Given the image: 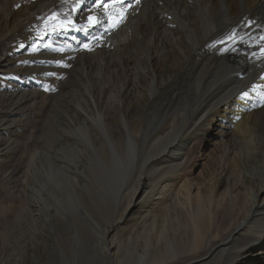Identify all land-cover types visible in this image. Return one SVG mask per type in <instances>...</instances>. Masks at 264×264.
<instances>
[{
    "label": "bare ground",
    "instance_id": "1",
    "mask_svg": "<svg viewBox=\"0 0 264 264\" xmlns=\"http://www.w3.org/2000/svg\"><path fill=\"white\" fill-rule=\"evenodd\" d=\"M147 1L153 0H139V3H136L135 0H121V2L117 3H113V0H105L109 6L104 8L103 4H101V7L97 8L98 0H83L82 3H79V6H76L78 0H7L5 3L4 0H0V131L6 129L5 124L21 123V120L25 121L31 115V113L27 115V108L23 109L18 105L21 103L19 100L22 99L23 95L27 102L31 100L32 103H36L39 100L37 99L38 97H33L34 94H38V91L32 87L31 89H21L15 86V80L11 83H3L1 75L3 72L8 69L12 70L18 78L25 76L26 80L30 82V80H34L27 72L31 67L41 69L45 74L43 80L55 74L63 76L64 71L81 64L79 61L76 65H73V56L79 53L86 54L96 49L105 55L107 59H110L115 54L114 52L120 49L125 51L128 47L127 43L119 42L117 38L118 29L130 17L140 16L145 13L142 3ZM125 5L130 6L125 7ZM156 5L157 1L152 6L155 9L151 11L153 13L150 23L157 29L155 36L158 40L154 43L156 49L154 58L158 60L162 54H160L161 49L171 50L177 45L178 41L171 39L170 36L163 32L171 23L172 11H169V8L165 6L164 8L169 11L167 12L168 16H166L165 10L157 8ZM74 6H76L75 11H73ZM171 7L176 10L181 19H184L188 29L192 25L193 30L199 33V41L186 45L190 54L188 56L189 54L184 52L185 55L187 54V57H185L188 65H191V63L195 65L196 62L206 63L207 60L212 62V59H222L224 52H228L227 56L216 65L218 67L213 66L216 67V71L211 75L206 89H201L200 79L196 78L191 83L192 88L180 95L181 108L184 113L186 111L189 113L187 122H189L190 126L187 127L190 130L192 129L193 133H203L205 128L206 135L215 134L218 137L215 140L216 150L221 151L223 155L218 153V158L215 160L216 166L213 172L215 185L208 197L203 199L201 196L194 198V190L199 191V189L192 185L190 179L182 182L184 177L181 171L183 163L188 158L189 147H186L185 142H183L181 144L182 152H180L179 157L177 159H171L170 157L176 156L178 153L175 149L179 145L177 144L176 146V143L179 140L182 128H177L178 131L171 136L169 133L166 134L164 138L166 141L168 140L166 142L167 147H164L161 153L154 154L147 159L145 168L152 174L151 180L147 181L148 184L141 183L142 178H139L130 189L129 186L124 184L122 188L118 187L121 175L126 170V160L129 153L127 150L124 151L122 147L125 154H122V152L121 155L119 152L122 150L118 148L120 151L117 152L113 146L114 149L112 148L113 150L110 152L112 153L111 159L100 167V169L105 171L102 172L104 179L100 178L98 174L96 175V177L98 176L96 181L99 187H97L98 190L95 197L92 194L89 195V202H91L89 205L100 206L105 208V210H109L110 201L115 202L113 196L116 195L115 200L118 206L114 212L118 222L129 223L131 218L134 217L135 227L131 231L137 236L139 233L141 236L152 235L153 241L147 244L140 256H128L123 255L125 252L121 243H107V235L103 234L100 240L102 255L95 259L97 261L95 264H264V67L261 68L259 65L261 69H257L256 73L252 71L251 77H254L252 81L251 77L246 79V76L242 75L248 82L251 81L249 86L247 85L248 87L246 88L244 80H241L242 86L238 88L237 92L227 99L225 96L223 97L224 100L220 102L221 106L223 105L221 108L212 111V105L208 104L206 106L207 111L203 110V107H205L204 101L207 96L209 97V93L213 94L216 87H218L216 85L230 83L240 73L236 72L238 70L237 66L247 69L250 66V60L254 62L258 59L260 63L264 61V39H262L264 37V0H175ZM89 8L92 11H89ZM222 8L227 9V15L223 13ZM191 13L193 14L191 15ZM54 14L55 18H53ZM88 14H92L100 21L98 27L88 23ZM66 16L72 17L76 27L86 26L87 31H81V36H77V32H73L71 28L64 30L60 27L49 26L57 25ZM190 16H196L199 23L196 20V25L191 23ZM172 24L171 29L181 34V26L176 25L174 22ZM7 36L10 39L15 37L16 41L21 39L16 42V47L7 46L3 49L4 45L8 44H2L3 39ZM229 37H232V39H229ZM105 38L108 41H103ZM54 40L59 42V46L52 42ZM224 40H235V45L237 44L239 48L238 51H234V49L225 50L222 47L226 42ZM191 41L195 40L192 39ZM222 42L224 43L222 44ZM247 47L254 49L257 58L255 56L253 58ZM170 54L172 53L170 52ZM231 55L235 58L234 64L227 60V57ZM82 61L84 62L83 68L88 72L93 67V64L87 63L86 59ZM130 61L131 59H127L125 67L132 66ZM97 69L102 74L92 79V84L90 87L89 84L88 87L93 89L102 87L101 93L94 96L92 92V98L90 95L82 97L84 100L91 102V105L86 108L89 109L88 111L86 110L87 117L91 118L95 115L104 125L113 128L112 126L118 122L119 116L128 117L133 116L130 113L138 114V122L132 120L131 123H128L129 125L132 124L131 128L135 131L132 139L136 143H140L142 141L140 137H143L157 124H160L164 115L160 108H155L154 111L150 108L151 99L149 98L151 96L147 92V84L153 78L159 79V84H161L165 78L171 79L175 77L176 73L180 75V73L184 72L183 69L186 70L185 63L182 65L181 60L173 55L166 61L162 60L159 65L148 62L145 65L139 64V66H135L136 70L144 69V71L142 70V73L138 70V74L135 73L134 75L121 72L109 76L106 73L109 70L106 65ZM135 69L134 71H136ZM72 77L74 76L72 75ZM148 78L151 80L147 81ZM36 79L38 78L36 77ZM115 82L121 85L113 84ZM185 88L187 89V87ZM107 95L110 97L107 98ZM45 101L47 100H42V102ZM166 101L163 99L162 102L167 106L169 103H166ZM66 104L68 106V103ZM164 105V109L167 111L171 110L169 105L167 106L169 109L165 108ZM53 106L54 108L51 111L53 114L49 117L51 128L66 127L71 130L77 127L81 121L88 119L83 115L85 113L82 115L76 114L74 112L75 109L72 110L70 107L58 104H53ZM175 106H172V109ZM61 107H66V109H61ZM30 108L32 109V107ZM164 117L167 116L164 115ZM110 119L111 122H108L107 120ZM213 122L218 124L219 129H216ZM16 127L18 128V126ZM105 131L103 132L105 133ZM91 134L100 136V132L96 131L95 127L91 128ZM55 135L45 139L49 141L62 139ZM257 135L259 139L261 138L258 142L255 140ZM227 137L230 138L229 140L233 143V147L226 148L225 139ZM108 139L112 140L109 137ZM118 139L121 144L125 143L126 139ZM104 140L106 141L107 138L104 137ZM7 143V139L0 138V153L7 151ZM251 143H255L257 147L260 146L262 151L258 154L248 153L246 149ZM20 145L24 144L21 140H18L16 147ZM60 145L63 147L64 142L60 143ZM16 147L14 150H16ZM260 149H256L257 152ZM46 157L48 156L43 155L40 158L41 164L45 162ZM50 157L53 158L52 156ZM141 177H144V175L142 174ZM226 178L231 180L229 181V186L231 187L227 189L224 195L219 197L218 188L223 186ZM53 181V179H50L49 183L44 184V187L49 188V185L54 183ZM115 190H118V194L115 193ZM27 191L28 189L22 194L23 210L16 217L18 221L15 224V228L20 233L23 231L31 234L32 231L33 242L28 244L29 237H23V240L21 238L22 245L20 244L18 252L21 253L20 256L22 257L27 254L29 249H35L40 244L44 251H48L52 240V235L47 232L48 227L46 230L43 226L42 218L44 216L41 211L35 207L34 210L31 209L33 204H30ZM51 194H53L52 191ZM26 201L28 204H25ZM179 202L185 206L186 214L181 213L179 215L178 211H172L173 205ZM228 203L236 207V213L231 215L226 229L222 230V224L226 222H220V212L226 208ZM100 210L102 211L101 208ZM83 212L91 219L87 220V223L96 228L98 225L97 219L90 214L88 209L84 208ZM112 219L114 220V218ZM202 221H207L208 235L206 240L202 237L203 231L200 229ZM238 221L240 222L238 223ZM31 227L34 228L30 229ZM190 227L192 231L189 230ZM250 231L251 234H249ZM168 234L171 239H174L173 244L175 246L185 243L189 251L180 252L177 249L173 254L165 252L163 248ZM241 238H244V241L238 244V239ZM138 242L140 241H135L132 245ZM237 244L238 246L236 247ZM203 250H205L204 253L202 252ZM48 257L50 259V253ZM3 264L10 263L4 261ZM33 264L42 263L37 258Z\"/></svg>",
    "mask_w": 264,
    "mask_h": 264
},
{
    "label": "rangeland",
    "instance_id": "2",
    "mask_svg": "<svg viewBox=\"0 0 264 264\" xmlns=\"http://www.w3.org/2000/svg\"><path fill=\"white\" fill-rule=\"evenodd\" d=\"M156 1V7H159V9L163 8L165 10V13L167 14L166 16H168L167 12L172 11L173 17L170 21L171 23H169L167 29L163 30V32H165L166 35L170 36L171 39H176L178 41L177 45H175L176 49L175 47H173V49L171 50L161 49L160 54L162 53L163 55L161 54V58V55L159 54L160 57L158 60L154 58L156 53L154 43L156 40H158V38L155 36V32L157 29L156 27L154 28V26H152V23H150V18L152 19L153 13L151 11L152 9H155V7L152 6L156 3ZM5 2H7V0H4V3ZM174 2L175 0H153L142 3V8H145V13L140 16H134L127 19L117 32V38L119 42L127 43L128 47L125 51L123 49H120L119 51L114 52L115 54L113 55V57H110V59H107L106 56L101 54L99 50L94 49L92 50V52H87L86 54L79 53L78 55L73 56V65H76L79 61L81 64H78L77 66L69 69L71 72L69 70L64 71L65 73H63V76L55 74L54 76H49V78L43 80L45 74L38 67H35L37 68V71L33 67H31L30 70L27 71L31 74L30 75L28 73V75L32 77V79H34L30 80V82L26 80L27 78L25 76H23L22 78H18L17 75H15L14 71L9 69L1 74L3 83H11L15 80V86L21 89H31V87L33 89H36L39 95L34 94L33 97H38L37 99L39 100L36 103H32L31 100L27 102L24 95L23 97L20 96L23 100H19V102H21L18 104L19 107L23 109L27 108V115L29 113H31V115L28 117L26 116L27 118L25 121L21 120L22 124H5V127L8 131L6 129L0 131V138H4L5 140L7 139L8 141V143L6 144L7 151L0 153V260L2 259L0 261V264H3L4 261H8L10 264H33V262L37 258L40 259V262L42 264H95V262H97L95 259L102 255L100 240L103 234L107 235V243L116 242L122 244V248L125 252V254L123 255H141L143 250H145L147 244L153 241V236H141L140 233L137 236V234H134L131 231L132 228L135 227L134 217L131 218L129 223L118 222V218L115 216L116 214L114 212V210H116L118 206L115 200L116 195L113 196L115 202L110 201L111 203L109 210H105V208L100 206L89 205V203H91L89 202V195L92 194L93 197H95L98 190L97 187H99L96 181L98 179V176L104 179V175L102 174V172L105 171L103 169H100V167L105 165L111 159L112 153L110 152L114 149V147L116 148L115 150L117 152L120 151L119 149L122 150L119 152L120 154L122 152V154H125V150H127V152L129 153L126 160V170L121 175L118 187L122 188L124 184L129 186L130 189L134 186L133 184L139 180V178H142L141 183L148 184L147 181L151 180L152 174L147 170V168H145L147 159L154 154L161 153V150L164 147H167L166 142H168V140L166 141V139L164 138L166 134L169 133L171 136L174 132L178 131L177 128H182V132L180 133V136L178 138L179 142L177 141L176 143V146L177 144L179 145L175 149V151H177L178 153L176 154V156L173 155L170 157L171 159H177L180 152H182L181 144L185 142L186 147H189V153L187 160L185 161V163H183L182 166L183 168L181 173L184 177L182 179V182L186 179H190L192 185H195V187L199 189V191L196 189L194 190V198L201 196L203 199H206L209 193H211V190L215 185L213 178V172L216 166L215 160L218 158V153L220 155H223L221 151L216 150L217 145L215 143V140L218 139V137L215 134L206 135L205 128L203 133H193L192 129L190 130L189 127H187L190 126V124H188L189 122H187L189 120V113L188 111L184 113L183 109L181 108L182 103H180V95H183L188 91V89L192 88L191 83L196 78L200 79L201 89H206V85L208 84L209 79H211V75L216 71V67H218L216 65H218L225 56H227L228 52H224L222 59H212V62H209L207 60L206 63L196 62L195 65L192 63L191 65H188L186 62V57L189 53L187 51L186 45H190V43L199 41V33L196 30H193L192 25L190 29L186 27L184 19H181L176 10L171 7ZM165 6L166 8H169V11L164 8ZM222 9L223 13L227 15V9ZM192 14L193 13H191V15ZM89 15L92 14H88L87 17ZM195 17L190 16V22L194 25H196L195 20L198 22L197 17L196 19ZM172 21L176 25L181 26V34L171 29V26L173 25ZM49 26L54 27L55 25ZM77 28L79 27L77 26ZM153 29H155L154 33ZM72 31L77 32V36H81V31L73 29ZM192 39H194L195 41H191ZM106 40L107 38L103 39V41ZM17 41L15 37H13V39H10L7 36L2 41V44L8 43L7 45H4L3 49H5L7 46H11V48L16 47ZM225 41L226 40H224V42ZM52 42L59 46V42H57L56 40ZM224 42H222V44ZM228 42L230 43L227 44ZM222 47H224L225 50L234 49V51H238L239 49L237 47V44L235 45V40L226 41L222 45ZM247 48L252 54L253 58H255L256 54L254 53V49L251 47ZM170 52L172 54H170ZM184 52H187V54L185 55ZM172 55L174 57H178V59L181 60L182 65L183 63H185L186 70L183 69L184 72L180 73V75L176 73L175 77L171 79L165 78L162 82L163 84H159V79L157 78H153L152 80L148 78L147 81L151 80V82H149L146 86L147 92L152 97L149 98L151 99L150 108L153 109L152 111H154L155 108H160V110H162L164 115H166L167 117H164L163 115L160 124H157L156 127H154L149 133L145 134L143 137H140L142 140L140 143H136L133 141L132 135L135 134V131L131 128L132 124H128L131 123L132 120H134V122H138V114L130 113V115L133 116L128 117L119 116V120L117 122L118 124L116 123L114 126H112L113 128L104 125L95 115H93L91 118L87 117V111L89 109L86 108L91 105V102L88 100H84L82 97L90 95V97L92 98V92L94 96L101 93L102 87H95V89L91 87L92 90H90L91 88H89L92 84V79H95L97 78L96 76H101L102 74L101 71H99V69L97 68H101L102 66L106 65V67L109 68V70L106 71L109 76H111V74L114 75L121 72L126 74L128 73L129 75H134L135 73L138 74V70H140L139 72L142 73L144 71V69L136 70L135 66H139V64L145 65V63L148 62L150 64L159 65L162 63V60L166 61ZM232 55L227 57V60H229L231 64H234L233 62H235V58ZM188 56H190V54ZM83 58L86 59L87 63L90 62L93 64V67H91L92 69L90 68L91 70H87L88 72H86V69L83 68ZM127 59H131L130 63H132V66L125 67ZM167 63L169 62L167 61ZM263 63L264 61L260 63V61L256 59V61L254 62L250 60V66L247 69H242L241 67L239 68L237 66L238 70L236 72H240L236 75L237 78L235 77V79H232L230 83L227 82L223 85H216L218 87H216L213 94L209 93V97L207 96L206 98L207 101H204L205 107H203V110L205 109L204 111H207L206 106L208 104L212 105V111H216L221 108L223 105L221 106L220 102L224 100L223 97L225 96V98L227 99L235 92H237L238 88L242 86L241 80H244V85H246L247 88L254 78L251 77L252 71L253 73H256L257 69L263 68ZM259 65L261 66V68ZM134 69L136 71H134ZM186 73H188V76L186 75ZM70 74H72L74 77H72V75ZM242 75L244 77L246 76V79H249L251 77V81L248 82ZM36 77L38 79H36ZM172 79L175 81H173ZM189 83L190 85H188ZM113 84L120 83L115 82ZM219 85H221V87H219ZM183 86L187 87V89ZM75 87L78 88L76 89ZM224 91H227L228 94H225ZM171 93L172 95H170ZM108 95L107 98L110 97ZM43 99L47 101L42 102ZM163 99L164 101L167 100L166 103H169L168 105L170 106L169 108H171V110L167 107L168 105H164L165 103L162 102ZM69 100L72 104L69 102ZM81 101L83 104L81 103ZM66 103H68V106ZM53 104H58L60 106L64 105L70 107L72 110L75 109L74 112L76 114L82 115L83 113H85L83 115H85V118H88L90 122L88 121V119L84 120L85 122L81 121L77 127L71 130H68L66 127H59L57 129L51 128L49 117L53 114L51 113L52 109L54 108ZM163 105L165 106V108H168L169 111L164 109ZM172 106H175L173 107L174 110L172 109ZM30 107H32V109ZM63 108L66 109V107H61V109ZM107 121L111 122V119ZM186 122L187 124H185ZM2 124L4 125V123ZM213 124L216 126V129H219V126L216 122H213ZM16 126H18V128ZM93 126L95 127L96 131L100 132V136L91 134V128H94ZM25 127L26 129H24ZM40 127L41 129H39ZM103 131H105V133ZM53 134H56L55 136H58L62 139L52 141L46 140L49 138V136H54ZM103 136L107 138L106 141L104 140ZM108 137L112 140L108 139ZM255 137L257 138H255L257 142L258 140L260 141L261 138L259 139L258 135ZM118 138L126 139L125 143L121 144ZM229 139L230 138L228 137L225 139L226 148L233 147V143ZM18 140H21L24 145L16 147ZM27 142L28 144H26ZM62 142H64L63 147L60 145V143ZM15 147L16 150H14ZM256 149L259 150L260 146L257 147L255 143H251L246 150L248 153L255 154H258L262 151L260 149V151L257 152ZM43 155L48 157H46L45 162L41 164L40 158ZM50 156H52L54 159ZM97 174L98 176L96 177ZM142 174L144 175V177H141ZM50 179H53L54 183L50 184L49 188L44 187V184L49 183ZM229 181L231 180H227L226 178L223 186L218 188L219 197L224 195L227 192V189L231 187L229 186ZM27 189L28 199L30 201V204H33V208L31 209L34 210L35 207L38 208L39 211H41L42 215L44 216V218H42L43 226L46 230L48 227L47 232L49 235H52V240L50 241L48 251H44L40 244V246L36 247L35 249H29L27 251V254L22 257L20 256L21 253L18 252V250L20 244L22 243L23 237H29L28 244L33 242V238L31 236L32 231L31 234L23 231L20 233L18 229L15 228V224L18 221L16 220V217L23 210L22 194ZM51 191L53 194H51ZM117 192L118 190H115V193ZM239 197L241 198V196ZM26 202L25 204H28V202ZM84 208L88 209L90 214L97 219L98 225L96 228L94 226H91L90 223H87V220L91 219L88 218V216L83 212ZM100 208L102 209V211L100 210ZM172 211H178L179 215H181V213H187L185 206L181 205L180 202L173 205ZM235 213L236 207L230 203H228L226 208H224V210L220 212V222H226L225 224H222V230L226 229L231 215H234ZM111 217L114 218L115 221ZM37 218L39 217L37 216ZM239 222L240 221H238V223ZM32 228L34 227H31L30 229ZM200 229L201 231H203L202 237L204 238V240H206L208 235L207 221H202V223L200 224ZM189 230L192 231L191 227L189 228ZM249 234H251V231L249 232ZM173 240L174 239H171L169 237V234L166 236L165 245L163 248L165 249V252L173 254L177 249H179L180 252L189 251V248L185 243H181L179 246H175L173 244ZM135 241L140 242L132 245V243ZM243 241L244 238L238 239V244ZM238 244L236 245V247L238 246ZM233 247L234 249L236 248L235 245ZM204 251L205 250H203L202 252L204 253ZM49 253L50 259L48 257Z\"/></svg>",
    "mask_w": 264,
    "mask_h": 264
},
{
    "label": "snow or ice",
    "instance_id": "3",
    "mask_svg": "<svg viewBox=\"0 0 264 264\" xmlns=\"http://www.w3.org/2000/svg\"><path fill=\"white\" fill-rule=\"evenodd\" d=\"M83 0H78V3L76 6H79V3H82ZM117 2H121V0H113V3H117ZM136 3H139V0H135ZM101 4H103V7L104 8H107L109 5L107 2H105V0H98L97 4H96V7L99 8L101 7ZM73 7V11H75V7ZM130 5H125V7H128ZM89 11H92L91 8H89ZM55 18V14H54V17ZM87 21L89 24L91 25H94V26H99L100 24V21L93 15H89L87 17ZM54 27H60L64 30H68L69 28L73 29V30H77V31H87V28L86 26H81L79 28L76 27V23L72 20V17L71 16H66L65 19L59 21L57 23V25H55ZM229 39H232V37H229ZM262 39H264V37H262ZM85 47H87V45H85ZM246 95V94H245Z\"/></svg>",
    "mask_w": 264,
    "mask_h": 264
}]
</instances>
